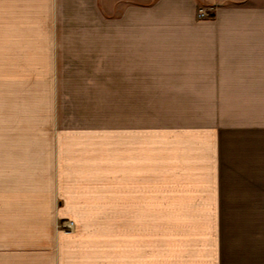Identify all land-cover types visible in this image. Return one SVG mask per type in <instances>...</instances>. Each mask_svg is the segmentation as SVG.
Listing matches in <instances>:
<instances>
[{
    "label": "crops",
    "instance_id": "obj_1",
    "mask_svg": "<svg viewBox=\"0 0 264 264\" xmlns=\"http://www.w3.org/2000/svg\"><path fill=\"white\" fill-rule=\"evenodd\" d=\"M0 74L15 76L14 115L2 106L0 122L16 135L0 146V264H264L263 149L260 168L251 154L255 170L224 179L232 143L215 127L153 138L64 114L66 93L120 83L264 107V0H0ZM156 140L159 171L169 156L187 178L103 180L122 157L128 173L150 171L134 157Z\"/></svg>",
    "mask_w": 264,
    "mask_h": 264
},
{
    "label": "rangeland",
    "instance_id": "obj_2",
    "mask_svg": "<svg viewBox=\"0 0 264 264\" xmlns=\"http://www.w3.org/2000/svg\"><path fill=\"white\" fill-rule=\"evenodd\" d=\"M207 13L209 15L201 19H211L213 17L212 13L208 11ZM14 78L13 75L2 76L0 74V115L2 106L5 107V116L14 115L13 109L10 111L8 108L9 105H14L15 101L14 91L10 87ZM129 87L133 90L128 91L126 84L120 83L115 91H109V86L104 85L102 93H66V97L64 96L66 98V109H64L66 125L126 126L131 124L136 129H150L152 134L154 133L153 138H157L160 127L172 128L171 131L184 130V132L215 127L222 134V138L228 139L229 145L232 143L228 149H224L222 163V176L224 175V179H242L248 175V169L255 170L254 165L257 169L260 168L261 152L259 149H263L264 154V107L239 106L240 103L246 104V102L230 98V95H237V93L174 92L164 90V86H159V84L143 85L142 83L130 84ZM165 88H168V85ZM77 98L82 100L77 101ZM5 124L7 122L3 123L1 129L0 122V146H15L16 135L12 134L11 126L4 127ZM155 143L156 146L151 145L146 157L137 154L134 157L135 160L139 159L140 161L148 159L150 171L140 170L128 173L126 170V157H122L119 171L104 172L103 180H126L129 178L135 180H180L187 178L188 173L183 172V170L173 172L174 165L172 162L174 159L172 160L169 156H167L165 166L172 167L171 171H167V173L159 171L160 164L163 166L164 164L163 162L158 164L161 156L157 140ZM240 146L241 149L237 150ZM190 151L192 150L189 149L188 152ZM138 152L144 153V149H136V153ZM249 155L254 159L252 161L253 167L246 164ZM161 158L166 157L162 156ZM262 159L261 169L264 168V155ZM139 164L141 165L142 162ZM103 190L109 193L111 188L104 187ZM156 190L158 189H151V194H154ZM151 220V229L166 227V222L161 221L156 216H152ZM63 222L60 223V228L68 229L64 225L65 222L67 224L69 221ZM238 222L241 223L242 221ZM232 223V226L239 225L236 222ZM167 226H170L169 223ZM73 228L74 224L71 229Z\"/></svg>",
    "mask_w": 264,
    "mask_h": 264
},
{
    "label": "built area",
    "instance_id": "obj_3",
    "mask_svg": "<svg viewBox=\"0 0 264 264\" xmlns=\"http://www.w3.org/2000/svg\"><path fill=\"white\" fill-rule=\"evenodd\" d=\"M209 14L207 13V11H205L204 9H202V8H200L199 10H198V17L199 18H205V17H207ZM73 222H71V221H69V222H67V224H66V222H65V228H66V226H67V228L68 229H71L72 228V226H73Z\"/></svg>",
    "mask_w": 264,
    "mask_h": 264
}]
</instances>
